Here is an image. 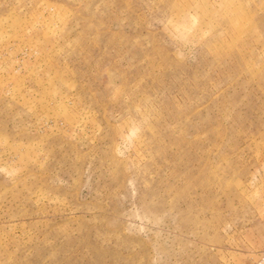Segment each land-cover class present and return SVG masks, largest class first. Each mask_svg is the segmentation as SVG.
I'll list each match as a JSON object with an SVG mask.
<instances>
[{"label":"rangeland","instance_id":"rangeland-1","mask_svg":"<svg viewBox=\"0 0 264 264\" xmlns=\"http://www.w3.org/2000/svg\"><path fill=\"white\" fill-rule=\"evenodd\" d=\"M264 0H0V264H257Z\"/></svg>","mask_w":264,"mask_h":264},{"label":"built area","instance_id":"built-area-1","mask_svg":"<svg viewBox=\"0 0 264 264\" xmlns=\"http://www.w3.org/2000/svg\"><path fill=\"white\" fill-rule=\"evenodd\" d=\"M257 264H264V251H262Z\"/></svg>","mask_w":264,"mask_h":264}]
</instances>
